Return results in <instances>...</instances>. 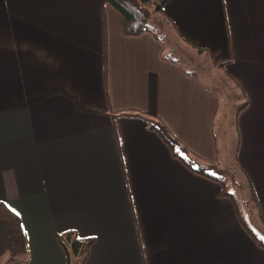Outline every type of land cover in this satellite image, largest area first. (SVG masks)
<instances>
[{"label":"crops","instance_id":"crops-1","mask_svg":"<svg viewBox=\"0 0 264 264\" xmlns=\"http://www.w3.org/2000/svg\"><path fill=\"white\" fill-rule=\"evenodd\" d=\"M155 14L127 36L106 0H0V202L28 243L9 262L0 219V264H67V231L94 239L83 264H264L223 177L181 158L218 170L229 155L262 224L264 0ZM214 71L226 94L201 79Z\"/></svg>","mask_w":264,"mask_h":264},{"label":"trees","instance_id":"trees-1","mask_svg":"<svg viewBox=\"0 0 264 264\" xmlns=\"http://www.w3.org/2000/svg\"><path fill=\"white\" fill-rule=\"evenodd\" d=\"M166 0H156L143 2L141 0H106L121 16V30L124 35L138 36L147 31H151L149 24L153 11H158L162 8L163 3ZM155 129L164 141L171 148L173 153L175 152L178 143L169 134L165 126H151ZM181 157V156H180ZM183 161L193 170L209 174V170L201 167H196L192 161L184 159ZM222 190L220 194H228L236 203L234 194L227 190L226 185L221 181ZM251 198L254 201L256 207H259L257 198L251 191ZM239 220L244 224L247 232L252 236L253 240L258 246L264 249V240L260 238L252 228L247 224L243 218L239 206L236 207ZM258 217L264 225V214L261 208L258 209ZM0 219L8 222V247H7V260L9 262H15L20 258L25 257L28 254L27 236L23 229L21 219L18 214L12 211L5 203L0 202ZM60 244L66 255V263L71 264L74 260H79L80 264H83L86 260L90 247L94 242L92 237L84 238L80 237L75 231H67L60 236Z\"/></svg>","mask_w":264,"mask_h":264},{"label":"rangeland","instance_id":"rangeland-1","mask_svg":"<svg viewBox=\"0 0 264 264\" xmlns=\"http://www.w3.org/2000/svg\"><path fill=\"white\" fill-rule=\"evenodd\" d=\"M152 14H153V18H156V14L154 11ZM153 18L150 19V22H151L150 24L155 23V20ZM156 24H157V22H156ZM154 26L155 25H152V27H154ZM162 38L164 39V36ZM170 57L173 59H177V58H175L176 56L174 54H171ZM181 61L183 63L185 62L182 59H181ZM190 68H191V66H190ZM191 69H195V68H191ZM208 71H210V70L208 69ZM199 74H201V73L199 72ZM214 75H216L218 77V79H219L218 81H214V80L208 81L205 77H201V79L204 82H206V85H208L209 87L211 86L212 89L217 90V91L221 92L222 94L223 93L226 94V91H227L226 86L231 87V85H228V84L225 85L224 84L223 79L220 77L219 72H216V71L211 72V76L213 77ZM230 96L232 97V94H230ZM229 103L231 106L230 101H229ZM235 109H236V106H235ZM225 138L227 139V135H225ZM226 141L228 143V140H226ZM225 158H224V160H222L220 162V169L209 170V172L211 174H217V175H220L223 177V179L226 183V186L228 187V190L233 192L234 196L236 197V199L239 203L243 218L245 219L247 224L252 228V230L260 238H262L264 240V225L260 223V221L258 220V218L256 216L257 215V209H256V205H255L254 201L251 198V194L248 193L247 189L243 188V186H244L243 182H245L244 177L241 174V172L237 169L235 164L233 162H230V159H229L230 156L226 155ZM239 181L242 182V184H243L242 186H239V184H241ZM220 187L222 188L221 184H220Z\"/></svg>","mask_w":264,"mask_h":264}]
</instances>
